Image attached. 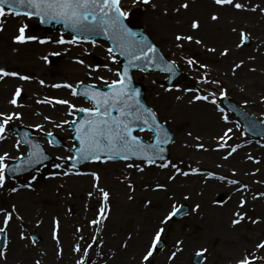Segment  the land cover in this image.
I'll use <instances>...</instances> for the list:
<instances>
[{
	"label": "snow or ice",
	"instance_id": "snow-or-ice-1",
	"mask_svg": "<svg viewBox=\"0 0 264 264\" xmlns=\"http://www.w3.org/2000/svg\"><path fill=\"white\" fill-rule=\"evenodd\" d=\"M214 3L221 8L224 6H230L240 13H259L264 14V0L260 3L254 2V0H214ZM138 5L150 6L155 9L157 5L153 0H0V31H4V19L7 16H26L37 17L41 23H48L50 21H56L62 23L65 28L71 29L76 33L70 40H66L63 35L58 39H53L51 36L39 37L26 32L29 27L27 23L21 21L16 28V34L13 35L12 40L17 44H26L28 42H37L39 44L53 43V44H80L81 41H88L93 36H106L109 41L112 42V46L106 49V58L113 63H118L119 57H126V63L123 68H115L109 66L108 63L103 65H91L85 64V60L79 57L75 58L77 62L90 69L87 73L89 77H93L94 72L105 69L108 72L114 73V79L110 81L104 75H96L92 81L85 84L83 80L76 82V84L64 82L63 84H54L52 87L60 88L64 87L71 90L72 96H80L88 102L89 107L78 106L73 104L69 99L58 97H46L43 101H37V103H48L55 107L56 104L67 106V115L73 117V119H62L58 123L53 121L52 117L45 115L43 120L53 124L55 128H62L67 125L72 129L74 133V140L76 143L68 146L69 155L57 156L52 167L61 171L49 172L48 178H54L56 176L64 175H90L93 178V188L96 193L99 194V208L97 209L95 218L88 221V224L93 226V234L90 236L89 241L85 240L82 234V228L76 227V233L80 234L76 238V242L72 245V251L79 253V258L75 260V264H93L91 260L90 250L96 249V255L102 256L103 252L101 246L104 245V240L100 235L104 230L105 221H107L110 212V193L104 188L99 186L100 175L97 171H90L87 173L81 172L77 165L83 162H101L107 163L109 161L120 160L124 161V167L126 169H135L136 172L143 173L145 168L142 165H155L157 161H160L158 166L162 169L170 168L173 170L168 176L169 181L176 179V176L187 177L189 175H203L206 178L218 179L222 182L226 181L228 185H236L234 191L240 192L241 195L238 200V204L232 211V218L230 223L232 225H239L245 220L250 221L252 224H258L261 221L260 217L253 218L248 215L245 210V205L248 203L245 195L249 186L246 183H242L238 179H230L226 176L219 175L215 171H205L198 167H189L187 171L179 167L176 163H173L170 159H166L164 152L165 148L162 145L169 143L170 134L166 127L167 121L164 124L160 122L157 111L151 107L146 106L141 102L139 98V90L132 86V76L129 74L130 68L139 67L141 70L147 69L149 64L159 67L163 62V58L160 56V50L154 42L148 40L147 37H138L125 23L132 13L133 8ZM188 9V0H181V3L175 11L180 9ZM168 9L165 8L164 12L167 13ZM213 21L220 19L219 15L213 13L211 15ZM191 29L198 30L200 28V21L193 19L190 25ZM232 31L237 33V41L235 42L236 48L244 47L251 39V33L244 28L233 27ZM87 34V35H84ZM176 47L181 48L185 41L194 42L195 44H203V40L197 39L192 34H179L174 37ZM93 45H96L97 41L91 39ZM206 51L217 54L220 57H227L230 55L231 49L224 47L217 53L215 47L208 48L205 45ZM87 51V49H85ZM59 55V53H54ZM45 61L48 60L47 56L42 57ZM186 63L195 68L197 71L200 69H209L207 63L201 62L195 57H186ZM248 59L255 60L254 56H249ZM245 66V60L240 59L238 62H233L231 65L232 75L236 74V71ZM175 68V61H168L166 71L172 72ZM250 71H256L255 68H250ZM5 77H16L19 80L30 81L33 79L30 75L21 74L18 71H9L5 67H0V80H4ZM200 82L205 85H220V80L210 79L208 72L205 71L199 76ZM96 82H102L104 90L97 86ZM41 85L45 84L44 80H39ZM167 91V89H166ZM185 91L193 92V96L188 101L192 104L194 101H204L212 105H217V96L213 91L196 89H186ZM23 92L22 86L15 87L11 98L8 103L13 106L12 110H0V141H5L8 138V132L11 131V122L19 121L22 118L23 113L15 109L23 107L18 101ZM227 95L226 89L220 90V96L225 97ZM177 100L181 97L177 96ZM247 104V101L244 102ZM217 111L220 113L221 118L227 122L229 117L224 114V109L217 106ZM116 113L115 115L113 113ZM77 113H86L87 115L83 119H77ZM31 128H35L44 133L45 138L48 139V143L55 147L58 141L55 140L51 131H46L45 127L41 123L29 125ZM136 130L141 132L147 130L152 133L150 141L143 140L139 135L134 134ZM233 128L226 127L222 130L221 134H218L214 139L217 141L216 150H224L222 155L223 160H227L230 156L237 152L241 147L240 144H230L232 140ZM192 135L191 132L188 133ZM194 147L198 150L208 151L209 148L203 143L201 136H196ZM22 145L25 147L22 150ZM13 147L19 153L18 155H10L8 151L0 152V189L5 187L8 179L15 178L16 174L24 172L26 169H33L36 174H32L30 182L22 185V187L32 188V181L38 179L41 171L37 165H42L43 161L49 159L45 150L40 146L39 142H35L25 134L20 139H16ZM246 159L253 161V163H260V161L254 158L252 155H248ZM139 160L140 163H135ZM15 162L13 165L11 162ZM183 163V161H181ZM67 164V167L65 166ZM219 167V165H218ZM257 168L255 172H259ZM255 172L253 174H255ZM131 173H129V176ZM235 170L233 169V176ZM128 183L129 189H133L132 181L125 177ZM258 183H264V181H257ZM145 187H148L145 185ZM167 184L157 183L155 185L156 190L167 189ZM12 192H16L15 187L11 188ZM71 195V193H69ZM93 192L89 191L88 196L92 197ZM257 197H264V192L257 193L253 196V199ZM188 199L187 196L184 197ZM129 200L133 199L130 195ZM151 200H146L145 204L150 205ZM213 204L223 205L226 201L213 200ZM201 205L197 203L193 211H198ZM179 209L175 204L171 206V210L160 218L159 225L150 234L149 240L145 244L144 250L141 253V264H151V258L154 257V253L157 251L159 243L165 233V225L171 220L172 217L178 214ZM20 219L17 206L12 204L9 208L0 207V235H3L5 244L3 248H0V260L7 259V237L10 222L13 219ZM52 227V239L56 241L57 255L62 256L63 248L61 247L60 240V221L57 218L53 219ZM20 238L25 239L24 233L20 232ZM131 234L128 239L130 240ZM81 241L84 242L83 246ZM33 244L36 240L31 241ZM183 241L177 240L176 251H173L169 256V259H173L177 252L181 250L180 246ZM122 247L127 248L128 242L125 240L122 243ZM264 250V239L255 243L253 250L245 251L239 259L235 261V264H264V255H257V252ZM208 249L201 248L197 251L196 256L202 257ZM35 264H41L40 260H36ZM107 264V262H105Z\"/></svg>",
	"mask_w": 264,
	"mask_h": 264
},
{
	"label": "bare ground",
	"instance_id": "bare-ground-1",
	"mask_svg": "<svg viewBox=\"0 0 264 264\" xmlns=\"http://www.w3.org/2000/svg\"><path fill=\"white\" fill-rule=\"evenodd\" d=\"M198 1V0H197ZM206 3L205 0H201ZM199 1V9L204 8V4ZM256 3H260L261 0H254ZM158 3H163L157 6L155 9L151 8L154 13L166 14L174 16L184 12L186 9H180L178 12L175 11L178 8L175 0H161ZM210 3L208 2V6ZM140 10L143 9L142 5L138 7ZM167 8V13L164 9ZM224 6L223 8H217L219 11H227ZM186 12L191 13L192 11L187 9ZM182 15V14H181ZM159 17V15H155ZM228 19V17H227ZM261 21V27L264 29V17H259ZM23 21L22 18L15 16H7L4 19V31H0V67H5L9 71H18L24 75H30L33 77L30 81L19 80L16 77H5L4 80H0V87L2 88V93L9 95L13 93L14 87L22 86L23 88L32 89V86L40 84L39 80H44L45 84L41 85L43 91L54 92L57 94L56 97L69 99L73 104L72 98L69 96L68 89L52 88V85L59 84L57 80L52 81L49 74L50 69L47 65L42 63L41 51L42 47L35 41L28 42L26 44H17L12 40L13 35L16 34V28ZM252 31L251 29H249ZM262 40H264V30L261 32ZM261 42V40H259ZM262 43V42H261ZM64 53L66 57L73 56L74 58L81 57V52L74 47L64 48ZM255 60H248L244 66L243 72L236 71L235 75L230 73L229 80L231 82L240 81V86H235L231 89L232 93L235 94L243 103L247 101V106H250L256 112L264 117V99L260 98V95L264 92V56L255 57ZM204 59V57H203ZM250 68H255L256 71H250ZM40 69L38 75L36 72ZM241 69V68H240ZM52 75H62L61 71ZM60 72V73H58ZM46 73L48 75L46 76ZM53 79V78H52ZM34 90V89H33ZM23 99L26 103V113L22 116L21 121L30 122L33 120H38L40 117V112L44 111L51 115L53 121L57 122V116H69L67 115V106L56 104L53 107L51 104L44 103L41 106L32 104V100L27 92H23ZM44 100V99H43ZM189 100H186L188 103ZM188 105L192 107L191 110L195 112H189L188 110L182 115L176 114L178 117L173 125L177 126L180 131L178 137L179 144L185 146V148H190V143H187V137L192 129L207 130L215 123L217 119L213 116L212 111L208 106L200 105V101H194L192 104ZM208 105V104H207ZM185 108H182L184 111ZM206 112V113H205ZM199 114L201 117H197ZM44 125L49 131H56L60 133H65L66 128H55L52 123L39 122ZM58 123V122H57ZM240 143V140L234 139L233 144L236 145ZM0 147L5 148L7 151H14V147L11 144V140L7 138L5 141L0 142ZM261 150H257L260 153ZM12 153V152H11ZM264 154V150H262ZM221 156L222 152L219 153ZM212 158L216 161L214 165V160L209 158H199L191 156L187 160H179V165L182 169L187 171L189 167H198L205 171H215L217 168H225L222 166V162L216 157L214 153L210 154ZM246 155L243 151H238L234 153L227 159V169L229 171L230 166H234L235 175L224 174L230 179H238L242 183L248 184L249 188L245 195L247 197L248 203L245 205V210L248 215L254 219L257 217L261 218L260 223L257 225L264 226V197H258V199H253L257 193L264 192V183H258L254 180V176L250 175L249 169L257 165L249 164L245 165L244 159ZM261 166L258 165L260 169V174L262 175L259 181H264V158ZM183 161V163H181ZM220 163V164H217ZM211 164V165H210ZM219 165V167H218ZM245 167V169H244ZM232 169V168H231ZM247 172V173H245ZM163 177L164 173H159ZM70 177L72 175H69ZM66 176L60 175L54 178H50L43 181L41 188L36 189V192L42 190L40 194L42 195L43 201L38 203L33 197L34 191H8L4 195V202L7 203V207L10 209L12 204L17 206L18 213L22 220L13 219L10 222V227L8 230L7 237V259L0 260V264H35L36 260H40L42 264H65L66 262H72L76 257L79 258V253L72 251V245L76 242L78 233H76V227L80 226L82 228V234L85 240L89 241L90 236L93 234V226L88 224V221L95 218L97 212L98 197L92 191L89 190V180L86 179L88 185L82 184L83 188H80V184L74 179H70L73 184V188H68L66 183L69 181L64 178ZM155 186L152 184V188H137L136 190V201L137 205L130 206V210H134L136 215H119L115 212L121 210H128V205L126 203L121 204V202H116V204L110 207L109 217L105 221L104 230L100 234L104 240V245L101 246L103 255H96V249L94 246L93 250H90L91 257L94 256V264H137L141 262V253L144 250L145 244L149 240L152 231L159 225L160 218H162L165 213L163 208L169 201L166 196L173 194L176 191V195H169L171 199L175 197L187 196L185 199L187 203H190L193 198H199V204L201 208L198 211L191 210V213L183 226L177 229H173L170 234V225L167 223L165 227V234L169 235V251L165 253H160L154 255L151 258V264H188L186 259V254L191 249L196 248H206L208 251L206 254L209 256V261L206 264H215V262H222L227 258V250L231 249L236 255L239 254L240 248L245 251L253 250V241L255 236L253 232H250L255 228L250 221L245 220L239 225H232L230 220L232 218V211L236 208L238 204L237 198L240 197L241 193L234 191L238 186L228 185L226 181L222 182L214 178H206L203 175H189L187 177L179 176L176 183L167 185L165 193L157 191L153 188ZM87 187V189H86ZM86 192H83L84 190ZM1 190V189H0ZM94 193L92 197L88 196V192ZM150 191V192H148ZM152 191V192H151ZM180 192V193H179ZM71 193V195H69ZM179 193V194H178ZM216 195H224L226 203L223 205L213 204L212 197ZM84 200V203L81 202ZM146 200H151L150 205L145 204ZM142 202V203H141ZM68 211V213H67ZM29 213L36 214V218L31 220L28 217ZM47 216L59 219L60 221V240L61 247L63 248L62 256L57 255V245L56 241L52 239V227L51 223V233H47ZM39 226V227H38ZM40 228L41 235H44L43 242L44 246L42 249L38 250L36 247H31L24 240L20 238L21 229L32 230L34 228ZM129 234H131V239L129 240ZM264 239V236L262 237ZM127 240L128 247H122V243ZM181 240L183 244L180 246L182 253L177 252V255L173 259H169V256L173 251L176 250V241ZM257 243V242H256ZM83 246L84 242L81 241ZM228 247V248H227ZM54 248V249H53ZM53 249V250H52ZM121 251V252H120ZM239 254L240 256L243 254ZM257 255H264V250L257 252ZM189 257V254H188ZM235 264V263H234ZM257 264H260L258 261Z\"/></svg>",
	"mask_w": 264,
	"mask_h": 264
},
{
	"label": "rangeland",
	"instance_id": "rangeland-1",
	"mask_svg": "<svg viewBox=\"0 0 264 264\" xmlns=\"http://www.w3.org/2000/svg\"><path fill=\"white\" fill-rule=\"evenodd\" d=\"M161 0H153V2L159 6L163 3H158ZM168 1V0H167ZM199 1L201 0H188L189 3V10L192 12H186L187 9L184 12H181L179 14H175L174 16L166 15V14H157L154 13L153 10L150 8V6H143V9L140 10L138 6L133 8L131 15L128 18V21L130 25H132L135 28H141L149 37V39L156 44V46L160 49L162 54L169 60V61H175V65L178 67L180 72L183 75L184 81H180L176 84H174L171 87H166L164 85V81L166 79V76L157 72H147L142 73L139 71H135L133 73V78L135 82L143 85L144 90V101L147 104L148 107H151L155 111H157L160 122L163 124L165 121L166 127L168 131L173 136V142L169 148V157L173 163H176L179 167V160H187L191 156L199 158V156H202L200 158H209L213 159L210 154L214 153L216 157H219L218 159L220 162H222V166L227 167V160H223L222 156L219 154L220 152L224 153V150H216L215 145L217 141L214 139L218 134L222 133V130L226 127L233 128V134L232 140L229 141L230 144H233L234 139L240 140L241 147L237 150L243 151V154L246 156L252 155L254 158L258 159L260 163H253V161L244 159L243 162H245V165L249 164V162L253 165H257L255 167H252L249 169L250 175L254 176L255 181H259L262 177L260 172H255V169H259L258 165L261 166V163L263 162L262 157L264 158V154L262 153V150H264V139L259 138H250L248 137L244 131L243 126L239 122V120L231 113H229L220 103L219 98L220 96V90L226 89L227 95L225 97L229 98V100L235 104H237L240 108H242L244 111H246L248 114L253 115L255 118H257L260 121H264V117L260 115L258 112H256L254 109H252L250 106H247L241 101L235 94L232 93L231 89L235 86H240V81L231 82L229 80V74L231 73V65L233 62H238L240 59L245 60L246 62L249 60V56L259 57L264 56V40H262L261 32L264 30L261 27V21L259 19L260 16L264 17V14L259 13H240L237 12L235 9H232L230 6H225L227 11H219L217 8L220 6L216 5L214 3V0H205L206 3L204 4V8L201 10L199 9ZM176 4L178 6L181 3V0H175ZM208 2L210 5L208 6ZM221 8V7H220ZM213 13H216L219 15L220 19L217 21H213L211 19V15ZM182 14V15H181ZM159 15V17L155 16ZM228 17V19H227ZM18 18H22L23 22L28 24V28L26 29V32L32 35H36L39 37H47L51 36L53 39H58L61 35L65 37L66 40H70L71 36L67 34H62L58 30H40L37 26L38 21L36 19H30L26 16H20ZM193 19H198L200 21V28L198 30L191 29V21ZM244 28L248 32L251 33V39L249 40V45H245L242 48H236L235 42L237 41V33L232 31V28ZM251 29L252 31H250ZM179 34H192L195 38L203 40V44H195L194 42H187L185 41L183 43V46L181 48L176 47V42L174 40L175 35ZM261 40V42L259 41ZM37 43V42H36ZM39 44V43H38ZM42 47L41 51V58L44 56L48 57V60L45 61L42 59V63L47 65L50 69V72L52 74L56 73L58 71H61L62 75H52L49 74L52 81L57 80L59 84H63L64 82L73 83L76 84V82L83 80L85 84L89 83L94 79L96 75H104L109 81L111 79L116 78L114 73L108 72L105 69H100L99 72H94L93 77H89L87 73L90 71V69L86 68L84 65H81L77 62V60L71 56L66 57L64 53V48L66 47H74L77 46V48L81 52V59L85 60V64H91V65H103L104 63H108L110 67L113 69L117 68L119 66V59L118 63H113L111 60H108L106 58V49L108 48V45L103 41H97L96 45H93L92 43H85L81 42L80 44H53V43H45V44H39ZM205 45H207L208 48L215 47L217 49V53L221 51L224 47H229L231 49L230 55L227 57H220L217 54L210 53L206 51ZM87 49V51H85ZM54 53H59V55H55ZM186 57H195L196 59L200 60L201 62L207 63L210 67L209 69H200L197 71L195 68L190 67L186 63ZM204 57V59H203ZM51 58H54L52 60ZM244 66L241 67V69H238L237 71L243 72ZM37 74L42 77V75L39 73L40 69L36 70ZM207 71L210 79H218L220 80V85H205L199 80V76ZM60 73V72H58ZM48 73H46V76ZM39 81V79H38ZM97 86H103L102 82H96ZM3 87V86H1ZM0 87V110H12L13 106L8 103L9 99L11 98V94L7 95L2 93V88ZM15 88V87H14ZM23 88V87H22ZM31 88V87H29ZM29 88H23V92H27L29 94L32 100V104H35L37 106H41L44 103H37V101H43L46 97L52 98L56 97L57 94L54 92H46L41 90V84L32 86V89L29 90ZM55 89V87H52ZM61 88V87H60ZM200 88L202 90L207 91H213L216 93L217 96V105H212L204 101H200V105L208 106L210 110L213 113V116L217 119V123H215L213 126L208 128L207 130L201 129L196 130L192 129V135L191 140L187 137V143H190V148H185L184 145L179 144L178 137L180 135L179 128L175 125H173L172 122H175V120L178 118L176 116L177 113L179 115H182V113L186 112L187 110L189 112H195L188 105L186 100H190L193 96V92L191 91H185L186 89H196ZM34 89V90H33ZM167 89V91H166ZM14 91V90H13ZM22 92V95H23ZM69 96L72 98L74 104L78 106H84L89 107L90 105L87 104V102L78 96H72L71 90L68 89ZM19 98V103L23 105V107L15 109L17 111H20L23 113V115L26 113V103L24 102L23 96ZM179 96L181 99L177 100L176 97ZM260 98L264 99V92L260 95ZM208 104V105H207ZM217 106L223 108L224 114L229 117L228 121L225 122L222 118L220 113L217 111ZM185 108L184 111H182V108ZM206 113V112H205ZM40 117L38 120H33L30 122L26 121H13L11 122L10 126H21L24 128H27L32 131L33 138L35 140H38L43 147L51 154L52 161L42 167L41 171L39 173L38 179L36 181H32V188H26L22 187V185L27 184L30 182V178L32 174H36L34 171L30 172L29 174L16 177V178H10L7 180L5 187L0 190V207H7V203L4 202L3 198L4 195L11 190V188L15 187L17 191H34L36 192V189L41 188L43 181H46L50 178H48L49 172H55V171H61L58 169H54L52 165L54 163H57L59 161L56 160L57 156L61 155H69L68 152V146L73 144L74 142L71 140V130L67 125H64L63 127L66 128L65 133H60L56 131H51L52 133H55L57 136L65 140L64 147L60 150L54 149L44 138V133L40 132L39 130L35 128L29 127V125H33L39 122H47L43 120V116L48 115L51 117L50 114L41 111ZM22 115V116H23ZM197 117H201L199 114H197ZM62 119H73L71 116H57V122H59ZM50 123V122H47ZM46 131H49L45 128ZM8 138L11 140V144L14 145L15 140L17 139L15 135L9 131L8 132ZM139 135L143 140L150 141L151 133L149 132H143ZM196 136H201L202 141L208 148V151L204 150H198L194 147L195 143L197 141L195 140ZM1 142V141H0ZM234 145V144H233ZM22 150L24 146H21ZM261 150L260 153H257V150ZM7 151L5 148L0 147V152ZM9 152V151H8ZM12 152V153H11ZM9 152L10 155H18L19 153L14 149V151ZM236 152V153H237ZM217 161V160H216ZM214 160V163L216 162ZM140 163V162H135ZM125 162H107V163H101V162H89L87 164H84L83 166L79 167L78 169L81 172L87 173L90 171H97L100 175V181L99 186L104 188L105 190L109 191L110 193V207L113 208V206L116 204V202H121V204L126 203L128 205V210H121L115 212L119 215H132L135 216L136 213L134 210H130V206L137 205L136 201V190L137 188H145V185L152 188V184L156 185L157 183L162 184H173L178 181L179 175L176 176V179L173 181L168 180V176L171 174L173 170L170 168L162 169L158 166L159 163L155 165H142L145 168V171L143 173L136 172L135 169H126L124 167ZM220 164V163H217ZM211 165V164H210ZM216 165V163L214 164ZM67 167V164L65 165ZM217 166V165H216ZM230 170L225 171V168H217V173L219 175H232L233 169L237 170L234 166H230ZM227 169V168H226ZM245 169V167H244ZM260 170V169H259ZM238 171V170H237ZM231 172V173H229ZM255 172V174H253ZM129 173L131 175L129 176ZM159 173H164L163 177L159 175ZM247 173V172H245ZM128 176V178L132 181L133 189H129L128 183L125 180V177ZM70 176H66V180L69 181V183L66 185L68 188H73V184L70 181V179H74L77 183L80 184V188L82 189L84 185H88L86 182V179L89 180V190H92L98 197V203H97V209L99 208V201L100 197L99 194L96 193V190L93 188V178L90 175H75L73 174L70 179H68ZM264 180V179H263ZM155 189V186H153ZM168 188V187H167ZM87 189V187H86ZM84 190L83 192H86L87 190ZM156 190V189H155ZM160 192L165 193L166 189H160L157 190ZM42 190L39 192H36L33 194V197L36 199L38 203L42 202V195L40 194ZM150 192V191H148ZM152 192V191H151ZM176 193V191H175ZM173 194V192L169 195L174 196L176 194ZM180 193V192H179ZM178 193V194H179ZM132 196L133 199L129 200L128 197ZM166 196L167 200L169 198L168 203L163 207L164 213L166 214L167 211L171 210V206L175 204L177 208L182 205H186L188 207V213L183 216L181 219L174 221L172 218L168 222L170 225V234L173 231V229H177L180 226H183L190 213L191 210H193L194 206L199 203V198H193L190 203H187L185 199L182 197L178 198L175 197L171 199L170 197ZM212 200H225L224 195H216L211 198ZM237 198L236 200H238ZM258 199V197H257ZM81 202L84 203V200H81ZM142 203V202H141ZM143 206L146 204H142ZM134 207V206H133ZM68 213V211H67ZM28 217L31 220H34L36 218V214L29 213ZM52 217L47 216V233L50 235L51 233V220ZM255 225V228L252 229L250 232H253L255 236V240L253 241L254 247L255 243L262 239L264 236V226L263 225ZM39 227V226H38ZM34 228L32 230L28 229H21V232L24 233L25 239L24 242H26L31 247H36L38 250L42 249L44 246V235H41L40 228ZM164 233L162 236L161 241L164 242L165 247L162 250L156 251L154 255H158L160 253H165L166 251H169V235ZM33 237L37 238L36 243L33 244L31 241L33 240ZM228 248V247H227ZM54 249V248H53ZM52 249V250H53ZM201 248H194L189 250V252L186 254V259L188 264H194V258L196 256L197 251ZM176 251V250H175ZM121 252V251H120ZM184 251H180L182 253ZM243 249L240 248L239 254L243 253ZM189 254V257H188ZM239 254H234L232 250L230 249L229 252L227 250V258L218 263L215 262V264H234L237 259H239L241 256ZM203 261L201 264H206L209 261V256L205 253L203 256ZM78 259L77 257L72 262H66L65 264H75V260ZM91 260L93 264L95 263V257L92 256ZM42 264V263H41ZM137 264H141V262H138Z\"/></svg>",
	"mask_w": 264,
	"mask_h": 264
},
{
	"label": "water",
	"instance_id": "water-1",
	"mask_svg": "<svg viewBox=\"0 0 264 264\" xmlns=\"http://www.w3.org/2000/svg\"><path fill=\"white\" fill-rule=\"evenodd\" d=\"M57 24H62V23H57L56 21H50L48 23H42L41 26L42 27L55 28V26ZM62 26H63L62 31H65V32L66 31H69L73 35H76V33L72 32L71 29L65 28L63 24H62ZM132 31L135 32L138 37H140V36L146 37L141 30H132ZM84 35H87V34H84ZM97 38H103V39L107 40L110 43V45L112 46V42L109 41L106 36H93V37H90L89 40H91V39H97ZM247 44H248V42H247ZM160 56L163 58V62L160 63V66L159 67L154 66V64H149L148 67H147V69L142 70V71L156 70V71H160V72H163V73L168 74L169 75V79L167 80L166 85L170 86V85H172L173 83H175L176 81H178L181 78V74L177 71L176 67L173 69L172 72L166 71L165 68L167 67V62L168 61L165 60V58L162 56L161 53H160ZM121 59H122V63H121V69H122L123 66H124V64L126 63L127 58L126 57H121ZM134 69H140V68L139 67H137V68H130L129 69V74L130 75H131L132 70H134ZM132 86L134 88H136V89L139 90V94H140L139 95V98H140L141 102L143 103V101H142V93L140 91L141 87L140 86H137V85H134L133 84V81H132ZM102 90H104V89H102ZM221 102L223 103V105L230 112H233L241 120V122L244 125L245 132L247 134H249L252 137H264V122L257 121L253 116H250V115L246 114L240 108H238L235 104L229 103L226 98L223 99ZM83 115L85 117L87 114L86 113H83ZM83 118H79V119H83ZM16 131H18L20 133V136L21 137H23L25 134H29V133L23 132V130L21 131V130H17L16 129ZM136 131H139V130H136ZM171 140H172V138L170 136L169 143H167L165 145H162V147L165 148V152H164L165 157H167V147L171 143ZM59 144H60V142L57 143V145H59ZM48 160H46V161H48ZM43 162H45V161H43ZM83 163H85V162L82 161L79 165H81ZM29 170H31V169H26L22 173L28 172ZM22 173H18L16 175H19V174H22ZM186 212H187V207L183 206V207H181L179 209L178 214L175 215L174 218L175 219H178L179 217H181L182 215H184ZM2 242H3V238L0 241V247L2 246ZM162 247H163V244L162 243H159L158 249H161ZM201 261H202L201 257H197L196 258V264H200Z\"/></svg>",
	"mask_w": 264,
	"mask_h": 264
}]
</instances>
